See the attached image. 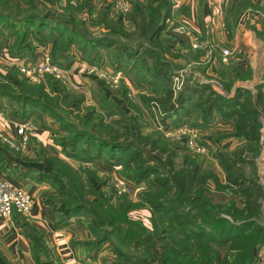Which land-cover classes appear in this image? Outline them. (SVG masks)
Segmentation results:
<instances>
[{"label":"trees","instance_id":"1","mask_svg":"<svg viewBox=\"0 0 264 264\" xmlns=\"http://www.w3.org/2000/svg\"><path fill=\"white\" fill-rule=\"evenodd\" d=\"M64 1L65 4L68 2ZM93 1L88 0L89 8H84L85 11L92 10ZM141 1L133 0L127 14L128 22L134 26L133 44L117 41L116 37L103 36L93 39V47L112 49L114 55L129 62L124 68L126 73L145 85L151 93L148 95L154 96L161 109L175 101L176 107L166 109L165 117L175 116L173 120L179 121L182 116L194 112L202 124L208 123L215 116L222 121H232L229 134L244 141V152H215L223 172L221 181L215 173L202 169L199 162L188 154H183L179 163H176V151L165 144L160 133L159 136L144 133L140 118L134 114L122 115L120 121L105 123L98 111L76 115L79 109L77 106L73 110L69 109L75 113L76 124H73L54 108L64 99L63 95H51L44 91L42 85H30L24 79L13 85L10 80L0 76L7 81H0V103L4 100L11 113L19 120H29L32 113L51 118L53 123L58 124V136L68 134L60 142L66 153L69 152L79 160L102 161L104 158L107 166L114 164L124 169L129 168L131 173L120 175L133 184L150 178L146 183L148 194L142 195L141 199L150 212L151 228L146 230L130 222L123 201L112 205V196L106 193L101 197V191L94 183L99 181L89 169L73 168L49 158L50 168L47 171L38 173L34 169H26L21 171V175L31 176L50 186L53 191L41 193L40 200L51 209L60 226H65L77 215L83 216L90 238L75 241V244L82 246L91 260L98 259L100 250L108 246L114 257L109 264H251L257 246L264 240L261 225L264 186L245 173V164L263 144L259 115H264V98L261 94L253 98L249 90L244 88H235L229 94L237 75L231 76L230 68L219 61L215 80L224 94L213 90L208 82L199 81L190 74L173 91L170 85L172 68L170 62L162 56L158 37L166 20L173 13L172 1L155 0L157 3L152 5L150 0H145L146 6H142ZM66 5L65 9L71 15L60 16L62 23L59 20L49 22L27 13V10L36 9L33 0H0L1 30L8 31L12 28L13 31H9V34L15 35L18 33V26L25 27L24 31L19 32L12 51L20 52L31 45L33 36L29 32L34 29L45 30V39L65 34L61 37L62 41L66 45L72 41L73 35L77 34L74 27L83 29L86 25L83 20L78 19L73 23L76 19L72 18L71 10L75 8L72 6L73 9H70ZM247 5L248 2L242 0L238 7H234L226 15L227 28L232 27L237 13ZM80 6L83 3L76 2L75 7L78 9ZM102 18L105 30L115 34L121 28L116 23H104L105 16ZM67 22L70 27H65ZM97 22L89 24H98ZM84 36L79 32L76 38L87 40L88 37ZM125 36L129 38L131 35L125 33ZM195 52L199 56L202 54L201 51ZM82 53L85 52L82 50ZM218 59L220 60L219 57ZM50 81L48 79L47 84L51 87L53 83ZM146 96L140 95V100L147 103L149 97ZM98 103L103 112H121L116 103L109 101L103 93H98ZM82 139L85 145L79 146ZM110 158L116 159L111 160L114 163H110ZM1 163L0 159V165ZM211 191L229 194L239 199L240 205L233 200L213 203L208 198ZM12 217L22 233L30 239L34 261L38 262L40 257L48 259L41 232L26 221L22 223L23 220H19V217L25 216L13 213ZM173 233L178 234L182 241L179 242ZM100 263L104 264V260L99 261Z\"/></svg>","mask_w":264,"mask_h":264},{"label":"rangeland","instance_id":"2","mask_svg":"<svg viewBox=\"0 0 264 264\" xmlns=\"http://www.w3.org/2000/svg\"><path fill=\"white\" fill-rule=\"evenodd\" d=\"M36 5V9H30L27 10V13H30L32 15H35L36 17H42V19H46V21L49 22H55L56 20H59L62 22V19L60 16H69L71 15L68 10L65 9L68 4L70 9L73 12L72 18L76 19L73 23L77 22V19L83 20L86 27L85 28H77L74 27L75 31L74 38L72 41H70L67 45L64 43V40L62 41L61 37H64V35L54 36L51 39H45L43 31H37V30H30V36H33V43L31 45H28L26 49H21L19 51H12V46L15 45L17 42V38L20 35V31H24L25 27L18 26V33L16 32L15 35H10L9 31H13L12 28L8 29V31L1 30L2 27L0 26V76H4L5 78L10 80L13 85H16L18 81L25 80V83L30 85H42L44 91L51 95H58L62 96L64 99H61L59 101L58 106L54 107L56 111L61 114L62 116H66L65 119L69 120L70 123L76 124L74 115L75 113H72L71 110L75 109L77 106H79V109L76 113V115H81L82 113H87L89 111H98L100 114L99 116H102L103 121L110 122L113 121H120L122 115H130L134 114L135 116L139 117V122L142 124V130L144 133L150 132V134L157 135L158 133L161 134V138L163 141H165L168 145V147L174 149L176 151V163H179L180 157L183 154H188L191 157H194L200 164L202 169H205L207 171H211L215 173L218 178L222 181L223 179V172L222 169L218 163V160L216 158L215 152L216 151H225L229 154H242L243 147H244V141L240 138H235L230 136V132L232 128H229V126H224L223 124L218 126L215 123V117H211V121L208 123H201L199 122V119L196 117V113L189 112L187 116H182L179 121L171 120L165 116L160 117L158 120L162 122L161 125L165 123L167 127H169L166 131L167 133H163L160 130L156 128L158 124V120H155L151 113V102L154 101L157 106L158 103L156 102L154 96L148 95L151 94L150 91H148L144 84L136 81L133 77L128 75L126 73L127 64L129 62H124L119 56L114 55L113 50H107L103 48H96L93 47V43L95 38H100L103 36H111L116 37L115 39L117 41L125 43V41L133 44L135 36L132 34V31H134V26L130 24L127 20V14L130 11V8L132 6L133 0H128L127 9L125 11H119L113 9V7L110 5L112 0H94L93 2V8L92 10L85 11L84 8L87 10L89 8V3L83 4V6L78 7V9L75 7L76 2H80V0H68L66 2L64 0H33ZM85 1V0H83ZM141 1V0H139ZM172 6L174 7L173 0ZM143 4L142 6H146L145 0L141 1ZM150 3L152 5H155L157 2L155 0H150ZM73 6V7H72ZM252 7H249L247 9L250 10ZM173 13L171 16L166 20V24L164 29H162L158 37L160 39V43L162 46V56L164 59H167L170 62L171 68H172V76H171V88L173 91H176L179 88V85L183 81V78L186 76H189V74L193 77H196L199 81L208 82L213 90L224 94L222 89L220 88V85L215 80L218 73L216 70H208L207 67V59L203 57V51L192 49L190 46V40L187 37H182L179 35H176L173 33L172 27L182 24L186 26L190 33L192 35H197L201 38H204L206 28L211 27L208 24H204L198 32L193 31L189 25H187L185 22L177 18L179 17L177 10H185L182 9V7H178L177 9L174 7ZM246 9V8H245ZM85 11V12H84ZM26 12V11H22ZM145 12H147V8H145ZM186 12V11H185ZM7 13V11L5 12ZM251 13H254L253 10H251ZM250 14V12H248ZM251 15V14H250ZM102 16H105V19L103 20L104 23L111 22L113 24L116 23V25L121 26L120 29H118L115 34L111 31H107L104 29L103 23L101 22L103 19ZM101 19H100V18ZM98 21V24H89L91 22ZM63 23V22H62ZM79 24V23H78ZM199 26V25H198ZM197 26V27H198ZM65 27H70V23L67 22ZM213 28V27H212ZM262 28V27H261ZM73 29V30H74ZM214 29V28H213ZM263 30V28H262ZM264 31V30H263ZM81 33L82 35H85L84 37H88L87 40H81L77 39L76 36H78V33ZM121 32V33H120ZM34 33V34H33ZM125 33L131 35L129 38L125 36ZM262 34V33H261ZM215 35V34H214ZM263 35V34H262ZM258 36V35H257ZM214 38V36H213ZM260 40L264 41V37H258ZM64 39V38H63ZM97 41V40H96ZM95 41V42H96ZM217 41H213L212 47H216V49H212L211 54L214 53L216 50L218 53V49L220 48L217 43ZM182 46V51L179 52L175 45ZM262 48L264 50V42L261 43ZM42 49H45L49 52L51 59L55 64H58L64 68H67L73 64L76 66L80 63L84 64V68L82 69L83 72L86 74V81L83 82L81 80V77L78 81H76L74 78L71 80L70 74H76L74 71L76 70V66L73 69H69L68 72L65 75V82L62 83L59 80L49 76L45 75L42 81L39 82H32L27 78L22 72L19 70L18 64H14L12 62L13 58H17L19 60L21 59H28L33 60L35 57L42 51ZM83 52L85 53H82ZM195 51H201V57L205 60H201L200 56L195 54ZM61 55L62 57H59L58 55ZM85 56V57H84ZM194 56L196 58H194ZM85 60V61H84ZM112 66H111V65ZM77 66V67H78ZM98 68L112 71V72H118L121 76L119 80H117V87L110 85L107 81L99 80L95 77L94 71ZM68 69V68H67ZM71 71V72H69ZM256 76L251 71V69H247L243 74L235 75L237 78H234L233 84L237 81V83L240 84H247L252 85V88L248 89L250 92V95L254 98L256 95L261 94L264 98V58L258 59L256 57ZM69 73V74H68ZM253 76L256 78L253 79ZM125 79H129L132 83L125 84ZM51 80L52 86H48L47 81ZM0 81H5L0 78ZM96 81H99L103 84L104 87L108 89V94L104 92V90L101 89V87L96 84ZM7 82V81H5ZM89 82V85H88ZM1 83V82H0ZM94 84V85H93ZM163 84V83H161ZM233 84L231 86L229 94L233 92L235 87L233 88ZM72 85H75L76 87L73 89L71 88ZM177 87V88H175ZM142 88V89H140ZM240 88V87H236ZM146 89V90H145ZM246 89V88H244ZM11 91V90H10ZM116 91V92H114ZM144 91L148 95L146 97L148 98L147 103L140 100V94L139 92ZM15 92V91H13ZM98 93H103L104 95H107V98L110 100H119L120 104L116 103V107H118L119 113L116 114L112 112H103L99 108L98 103ZM175 94V93H174ZM65 95V96H64ZM55 99V97H53ZM113 103H115V101ZM3 103L6 105V102L2 100ZM79 102V104H78ZM159 107V106H158ZM170 107H176V102L171 101L169 106L167 108L162 109L164 111V114L166 112V109ZM112 108V107H111ZM160 108V107H159ZM71 109V110H69ZM100 109V110H99ZM161 109V108H160ZM190 109V107H189ZM72 117V118H71ZM175 117V116H174ZM72 119V121H71ZM167 120V121H166ZM259 120L262 123V127L260 129L261 132V140L263 142L262 147L258 150L255 156L252 158H248V161L245 164V173L249 177L255 178L260 184L264 186V115H259ZM30 121V120H28ZM222 121V120H221ZM31 122V121H30ZM168 122V123H167ZM227 122V121H222ZM32 123V133L29 136L28 146L25 151H11L15 156H18L22 160H42L45 163H48V159H52L54 161H60L61 163H66L73 168H86L95 173L96 179H98L99 182L94 181L96 184V187L99 188L101 191V197L106 195V193L111 198V204L113 205L116 202L123 201L126 205L127 211L126 216L130 222L137 224L136 227H143L146 230H149L151 228L150 224V212L145 205V203L142 201L141 196L148 194V191L146 190V183L149 181L150 178L141 181L138 184H133L131 182H128L127 179H125V176H121L120 174L131 173V169L129 168H123L119 165L113 166H107L104 163L103 160L96 161L95 159L92 160H83V159H77L75 156L70 155L69 152L66 153V150L64 151L61 147V141L62 139H66L68 137V134L66 136H63L60 134V136L57 135L56 128L58 127V124H53V130L49 131V135H46L45 138H43V144L42 142H38L36 137H32V134L34 132V128L37 130H48L49 126L45 122H31ZM185 123L188 127L194 128L199 133V139L198 142L205 146L206 151L202 154L197 153H190L187 151L184 145V139L179 137L172 136L174 132H170V130H174L176 127H178L180 124ZM72 124V125H73ZM232 127V125H231ZM166 128V126H165ZM157 132V133H156ZM159 136V134H158ZM50 143V144H49ZM85 142L84 140H80L79 146H84ZM70 151V150H68ZM114 155H116V152ZM108 153H106L107 155ZM153 155V154H151ZM105 156V155H104ZM107 157V156H106ZM155 159L157 162L160 160L155 156ZM116 160L113 158H110V161ZM53 161V162H54ZM110 163H114V162ZM128 182L130 183V191L127 193L117 194L115 192V184L118 182ZM53 190H51L52 192ZM216 193V194H215ZM226 194V193H225ZM208 198L211 202L212 199L218 201L217 203H224L227 200H233L237 205H240V200L229 195H223L218 194L215 191H211L208 194ZM220 201V202H219ZM214 203V202H213ZM25 217H19V220L22 221V223L25 221ZM81 223L82 227L85 230V236L82 240H86L90 238L89 232L86 229V221L83 218L82 215H77L75 218ZM71 220V219H70ZM69 220V221H70ZM261 225L264 229V205H263V211L261 215ZM28 231V230H27ZM175 234V233H173ZM175 238L177 240L182 241L181 237L177 234H175ZM83 248V247H82ZM84 249V248H83ZM85 254L86 250L84 249ZM44 257H40L38 261ZM98 261L101 262V260H104V264H109V262L114 259L113 255L111 254L108 246H105L102 250H100L98 256ZM47 263L46 264H58L53 261H51L50 256L45 258ZM48 260L51 261L48 263ZM38 264V262H35ZM101 264V263H100ZM251 264H264V240L263 242L257 246L253 262Z\"/></svg>","mask_w":264,"mask_h":264},{"label":"crops","instance_id":"3","mask_svg":"<svg viewBox=\"0 0 264 264\" xmlns=\"http://www.w3.org/2000/svg\"><path fill=\"white\" fill-rule=\"evenodd\" d=\"M241 1L242 0H173L176 9L178 7L185 9L177 10L179 15L177 18L185 22L196 32L201 30L204 24L210 25L214 28L215 35L213 41H217L218 45L217 43L216 45L220 48H227L229 50L230 54L227 62H221L219 59L217 60L219 54L215 50L210 56V59L206 60V63H208V70H217L220 62L222 65L230 68L229 72L231 76L243 73L249 68L256 76V57L260 60L264 58V50L261 45L264 41L258 38L259 36L262 38L264 37V31L261 28L262 25L259 18V12L264 11V0H245V2H248V5L245 7L246 9L243 8L239 11L234 18L232 27L227 28L225 23L226 15L234 7H238ZM80 2L87 4L88 0H80ZM249 7L252 8L247 11ZM251 10H253L254 13H251ZM248 12H250L251 15L248 14ZM175 47L179 52L182 51V46L177 44ZM200 58L201 60H205L201 55ZM73 65L76 66L75 64ZM73 65L70 66V70L75 68ZM77 66L74 71L76 74H70V76H72L71 80L74 78L78 81L81 77V80L85 82L87 76L82 70L84 64L80 63L79 66ZM255 76H253V79L256 78ZM124 80H126V85L132 83L129 79L124 78ZM237 82L233 84V88H252V85H247L246 83L240 84L242 82ZM96 84H98L104 92L106 91V94L110 93L101 82L96 81ZM139 94L143 95L146 93L141 91ZM114 101L119 106L120 101L117 99ZM173 118L174 116L169 117L171 120H173ZM215 119L216 125L220 126L223 124L224 126L232 128V121L222 122L217 116H215ZM14 120L19 119L14 116L9 110V107L1 101L0 135L7 134L14 136L11 125ZM29 120L38 123L45 122L49 126L48 130H37L34 128L32 137H36V140L43 144L44 141L42 137L45 138L46 135H49V131L53 130L51 118L46 115L39 116L32 113ZM11 151L13 150H10L0 142V159L2 160L0 165V180H5L12 185H19L32 196V209L29 215L25 216L24 219L28 225L41 232L51 261L58 264H70L74 260L81 264H99L98 259H89L82 246L75 244V241L82 240L85 236V230L81 225L82 222L71 219L65 226H60L56 222V217L51 209L40 200L41 193L51 192L50 186L45 182L36 181L31 176L21 175V171L26 169H34L38 173L47 171L50 168L48 163L42 160H22ZM217 193L226 195L223 192ZM212 201L214 203L218 202L213 199ZM31 249V241L22 233L17 221L12 216L10 218L0 217V264H36ZM46 263L47 261L45 258H41L38 261V264Z\"/></svg>","mask_w":264,"mask_h":264},{"label":"built area","instance_id":"4","mask_svg":"<svg viewBox=\"0 0 264 264\" xmlns=\"http://www.w3.org/2000/svg\"><path fill=\"white\" fill-rule=\"evenodd\" d=\"M128 0H112L110 5L116 11H125L127 9ZM259 18L264 30V11L259 12ZM173 33L182 37H187L190 40V46L192 49L202 50L203 57L210 59L212 47L214 29L212 27L206 28L204 38L197 35H192L189 29L182 25H176L172 27ZM218 54L221 62H227L230 54L227 48H219ZM14 64H18L20 72H22L32 82L42 81L45 75H49L60 82H65V75L68 72L69 67L64 68L58 64H55L51 59L49 52L45 49L35 57L33 60L28 59H12ZM94 71V75L99 80L107 81L110 85L117 87V80L121 78L118 72L107 71L98 68ZM72 85L71 88H75ZM177 88V87H175ZM151 113L155 120L164 116V111L160 109L157 104L151 102ZM162 122L158 120L156 128L163 133H167L166 123L161 125ZM12 129L14 136L2 134L0 135V142L7 148L13 151H25L28 146L29 136L32 133V123L28 120H14L12 123ZM172 136L184 139V145L188 152L202 154L205 153L206 148L204 145L198 142L199 133L196 129L188 127L185 123L180 124L174 130ZM130 183L118 182L115 184V192L117 194L127 193L130 191ZM33 205V198L28 194L21 186L12 185L5 180H0V217L10 218L13 213H18L23 216L29 215ZM70 264H81L78 261H72Z\"/></svg>","mask_w":264,"mask_h":264}]
</instances>
